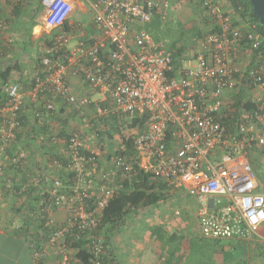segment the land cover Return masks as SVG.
<instances>
[{"label":"built area","instance_id":"built-area-1","mask_svg":"<svg viewBox=\"0 0 264 264\" xmlns=\"http://www.w3.org/2000/svg\"><path fill=\"white\" fill-rule=\"evenodd\" d=\"M79 1L85 5L88 22L69 20L75 0H39L47 39L30 86L26 91L16 82L3 87L0 180L6 168L14 171L28 156L18 143L21 116L32 105L34 121L40 125L54 110L53 97H57L78 113L87 128L90 119L84 110L90 105L100 118L116 114L127 124L139 118L142 130L132 137L134 157L114 153L106 159L108 166L123 177L143 169L192 197L201 236L264 242V182L258 181L251 160L255 151L264 150L261 34L247 21L234 23L218 0H199L215 24L192 38L189 56L174 68L171 49L143 28L155 14H165L167 0ZM86 25L96 33H87ZM214 26L218 29L213 31ZM73 79L82 85L81 91L72 89ZM229 91L246 94L236 109L230 107L235 99H228ZM47 141L62 146L70 178L66 183L59 177L46 183L39 175L22 182L13 174L0 185L8 189L16 185L21 193L37 186L44 210H65L61 222L50 215L45 219L47 242L34 250L39 264H75L77 259L71 262L69 257L78 249L67 239L87 240L89 262L101 264L104 238L95 231L121 185L108 179L105 166L99 164L101 148H88L83 128L52 133ZM55 153H47L46 158L60 166ZM49 248L60 257L49 259Z\"/></svg>","mask_w":264,"mask_h":264},{"label":"crops","instance_id":"crops-1","mask_svg":"<svg viewBox=\"0 0 264 264\" xmlns=\"http://www.w3.org/2000/svg\"><path fill=\"white\" fill-rule=\"evenodd\" d=\"M167 4L168 7L170 6L172 13L176 14L187 29L193 30L195 25L197 30L202 32L207 31L212 26L198 0L187 3L167 0ZM40 7L39 0H31L30 4H27V2L16 4L11 0H0V93L3 92V87L10 82L18 83L24 91L30 86L32 71L37 65L47 39V35L41 27ZM84 8L83 2L75 0L69 20H78L74 17L76 14L85 16ZM160 15L162 18L165 16V14ZM152 19L143 25L145 30L147 27H152ZM85 29L88 31L87 33H96L90 25H86ZM184 62L182 61L183 64ZM7 67L10 69L7 76H1ZM70 82L75 92L81 91V84L74 79ZM53 105L54 110L50 113V116L44 118V122L40 125L34 119L31 120L32 105H30L28 108L30 112H27L28 119L26 121H28L27 124L33 127L25 125L19 133L18 143L28 153L25 167H23L24 171L20 172L21 175L24 173L22 179L26 182L30 181L34 175H39L40 179L46 183L52 177H59L64 183L70 179L65 169L62 146L53 147L47 141L52 133L61 135L83 128L89 149L96 150L102 148V146L104 149L105 143H108L106 137L95 134L99 132L98 125L102 120L96 116L93 106L90 105L88 109L84 110L88 119H90V125L87 128L83 125V121L79 119L78 113L66 101L53 97ZM99 144L101 147H98ZM53 152H58L54 156L56 157L59 154L60 166H55L54 160L46 158L47 153L53 155ZM105 156L104 153H101L99 164L105 166L104 169L108 173V179L116 181L118 175L108 166ZM12 172L13 169L6 168L1 177L3 180L9 176L12 177L14 174ZM258 181L260 184L264 182V180L259 179ZM167 192L172 197L171 200L176 202L175 199L179 198L178 202H181V192L183 191L169 189ZM40 197L37 186L30 187L25 193H20L18 188V191L13 193L0 185V264H39L34 259V249L36 246L45 243V234L42 233V227H40V230L37 229L39 221L37 216L38 214L40 216V213H46L40 209ZM183 204H186V202H181V206ZM152 206L151 209H154V212L149 207L129 209L127 214L121 218L115 232L107 237V250L115 264H172L174 261H181L188 253L189 248H174L172 241H177L179 234L176 233L177 227L169 223L174 221L170 220L172 213L166 214V207L163 204L159 208L160 211ZM174 210L173 214L179 213V211ZM138 211H140V214L138 213L136 216L129 215ZM48 215L53 217L55 221L61 222L65 217V210L64 208L53 209L50 213L48 212ZM190 219L196 223V232L193 234L192 231L191 233V236L194 237L191 238L192 245L195 243L194 241L197 242L198 237L202 236L198 231L197 216L196 219L195 217L188 218L186 223H190ZM182 223L180 225L185 224ZM152 226H158L162 230L157 232V229ZM179 228L182 230L183 226ZM157 234H162L161 240L157 239ZM170 235L174 236L173 240L170 239ZM223 240H226L225 243L223 242L225 244L224 249L232 250L236 257L249 260V262L253 257L252 254H256L254 250H257V248L251 249L252 246L259 247L258 242H262L261 247H264V242L259 239L231 238ZM48 252L49 259L59 258V254L50 248ZM172 257L175 258L172 259Z\"/></svg>","mask_w":264,"mask_h":264},{"label":"trees","instance_id":"trees-1","mask_svg":"<svg viewBox=\"0 0 264 264\" xmlns=\"http://www.w3.org/2000/svg\"><path fill=\"white\" fill-rule=\"evenodd\" d=\"M190 1L192 0H188L187 2H190ZM218 1L222 4V7L223 9L226 10V13H231V15L235 18L234 23H239L241 21H247L250 24H252L254 28L261 34L263 38L262 43L264 44V27H262L261 24L259 23V20L257 16L255 15V13L253 12V9H252V6L249 0H218ZM30 2L31 0H27V4H30ZM206 15L210 19V25H214L215 20L211 19L208 14ZM155 16H158V15L155 14ZM216 29H218V27L214 26L212 30L214 31ZM156 30L157 29H154V27H150V30L148 28L146 29V31L149 32L155 40L160 41L161 38H159V36L155 32ZM187 31H191L190 33H192L193 37L195 38H198L203 34L200 30H197V27H195V25L193 27V30L187 29ZM193 42L194 41H191V43ZM182 47H183V44H172L167 47L168 49H171L172 51V64L174 68L181 66ZM9 70H10L9 67H7L1 76L3 77L7 76V72ZM233 92L234 91H229V93L227 94H230ZM239 93H243V91H240ZM234 99L235 98H233L232 100ZM5 100H6V96L4 92L0 93V104L5 103ZM234 101L235 102H233L230 105L231 109L238 108L240 105L241 99L237 95ZM244 106L248 107V103H246ZM27 112L28 111H26L21 116L22 118L21 122H22L23 127L25 125H29L27 124L28 121H26L28 119ZM118 117L119 116L116 114H109L107 118L101 117L100 119L102 121L107 119L108 122H110L113 129L119 130L121 129V126L118 123L119 122ZM34 118L35 117L33 113L31 112V120H33ZM230 118H231L230 116L224 117V122L228 123ZM140 121L141 120L139 118H136L132 120L131 124H125V126L132 127V126L138 125ZM122 126H124V124ZM107 135L110 136L109 133H107ZM115 153H122L126 155L128 158L134 157L135 153L132 147V138L129 137L126 140L124 149L123 148L117 149ZM26 159L27 157L20 160L19 164L15 165V169L12 172L15 174V177L19 174L20 180L22 182H26L24 179H22V175L24 173L22 175L20 174V172L24 171L23 167H25ZM254 171L258 179L263 181V179H261V176L259 175L258 171L255 170V168H254ZM117 178L118 179L115 182L121 185L118 191V194L115 195L113 198H111L109 202L107 203V205L105 206V208L103 209L102 215H101V222L97 226L96 231H95V233H98V232L102 233L103 238H104L105 253H103L102 255L101 264H115L111 254L107 250V244H108L107 237L110 236L113 232H115L121 218L125 214H127L129 209L151 207L152 205H155L156 203L164 199L165 190L167 191L169 189H174V188H169L163 181H159L158 179L153 178L151 173L146 172L143 169H139L138 171L130 175L128 174L125 177H123L121 173L119 172V175ZM29 189H30V186H29ZM9 190H11L13 193H16L18 191V187L15 185ZM47 196H48L47 194H45L44 196L45 202L47 201ZM43 204L44 203L41 204L40 209L41 211L46 212L47 215L46 213L45 214L40 213V216L38 214L37 219L39 221L37 223V229L40 230V227H42L43 232L42 231L40 232L45 234V242H47V234H48L49 229L44 225V222L46 221L45 219L48 216V212L47 210H44L45 207ZM152 227L156 228L157 232L162 230V229H159L158 226H152ZM156 236L158 240L159 239L161 240L162 234H157ZM170 236H171L170 239L173 240V236L172 235ZM194 242L195 243L189 246V251L186 254V256L183 257L181 261H174V263L172 264H250L249 260L247 261V260L236 257L234 253L232 252V250L224 249L225 244L223 243L222 240L209 239V238H205L202 236V237H198L197 242L196 241ZM44 244L45 243L36 246L34 250H37L43 247ZM67 244H69V246L73 248L78 249L75 256L72 255L69 257L71 262L77 259L75 264H91V262H89V258L91 255L89 254V252H87L88 250L87 240L67 239ZM258 257H260L261 264H264V247L259 248ZM174 258L175 257H172V259Z\"/></svg>","mask_w":264,"mask_h":264},{"label":"rangeland","instance_id":"rangeland-1","mask_svg":"<svg viewBox=\"0 0 264 264\" xmlns=\"http://www.w3.org/2000/svg\"><path fill=\"white\" fill-rule=\"evenodd\" d=\"M154 16H153L151 25L152 27H154V29H157L155 32L157 33L159 38H161L160 41L164 42L167 45V47L172 44H183L182 58L183 57L186 58V56H189L191 52V47H192L191 41L193 38V34L190 33L191 31H187V28H185V24L177 18L175 13H172L170 6L167 8L165 16L163 18L160 14H158V16H155V17ZM74 17L78 18V20H82L85 22H88L89 20L87 15L82 16L81 14H76ZM147 28L150 30V27H147ZM209 30L210 29L208 28L207 31ZM205 31L206 30L202 32H205ZM237 95L240 97L241 100L245 99L246 97V94L244 92L243 93L238 92L236 94L233 92V93L227 94L226 96L228 97V99L232 100L233 98L236 99ZM118 123L121 126V129L119 130L113 129L110 122H107L106 120H103L98 125L99 132L103 133L101 135L105 136L106 139H108L107 141L108 143H105L104 149H103V146L101 148L102 153L106 155L105 156L106 159L110 157L112 154H114L117 151V149H121L122 148L121 145L125 146V142L129 137L132 138L133 135L137 131L142 130V125H140V123L132 127L125 126V124L127 123L124 121L121 122V119H119ZM123 124L124 126H122ZM107 133H109L110 136L107 135ZM98 147H101L100 144ZM251 160H252L255 170L258 171L259 175L261 176V179L264 180V150L255 151L251 156ZM181 194H182L181 202H186V204H183V206H181V202H178L179 198L175 199L176 202H174L173 200H171L172 197H170V194H168V192L165 191L164 199L162 201H159L152 207L160 211L159 208L163 204L166 207V214L172 213V215H170V217H172L170 220H174V221H170L169 223L177 227L176 233L178 232L179 234V238L177 239V241L175 242L172 241V243L174 245V248H178V249L185 248L186 249V248H189V246L191 245V240H192L191 238H194L193 235L191 236L192 231H193V234L194 232H196L195 221H192L190 219L189 221L190 223H186V220L192 217L193 218L195 217L196 219L197 203L192 197L187 195L185 192L184 193L181 192ZM149 208L152 212H154V209L152 210L151 207ZM174 208L175 210L179 211L178 214H173ZM138 213L140 214V211H138L135 214H133L132 212V214L130 213L129 215L136 216ZM177 218L179 219L177 220ZM180 219L183 221V223H185L184 225H180L182 223ZM180 226H183L182 230H180L179 228ZM222 241L225 243L226 240H222ZM258 243H259L258 244L259 247L252 246L251 248V249L257 248V250L256 251L254 250V253L256 254H252L253 257H251V262H249L250 264H261L260 257H258V252H259V248L262 246V242H258ZM252 245H255V244H252Z\"/></svg>","mask_w":264,"mask_h":264},{"label":"water","instance_id":"water-1","mask_svg":"<svg viewBox=\"0 0 264 264\" xmlns=\"http://www.w3.org/2000/svg\"><path fill=\"white\" fill-rule=\"evenodd\" d=\"M259 23L264 27V0H249Z\"/></svg>","mask_w":264,"mask_h":264}]
</instances>
